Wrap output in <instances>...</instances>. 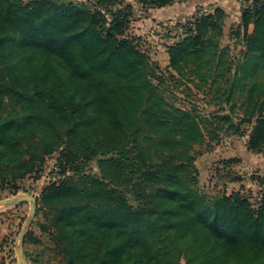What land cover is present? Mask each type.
Listing matches in <instances>:
<instances>
[{
    "label": "trees",
    "instance_id": "trees-1",
    "mask_svg": "<svg viewBox=\"0 0 264 264\" xmlns=\"http://www.w3.org/2000/svg\"><path fill=\"white\" fill-rule=\"evenodd\" d=\"M246 1L237 61L219 47L216 7L167 45L165 77L128 35L124 0H0V187L17 191L57 154L37 203L67 264H264V197L255 208L238 192L198 190L201 118L162 87L224 79L223 99L254 118L248 148L264 150V0Z\"/></svg>",
    "mask_w": 264,
    "mask_h": 264
},
{
    "label": "rangeland",
    "instance_id": "rangeland-1",
    "mask_svg": "<svg viewBox=\"0 0 264 264\" xmlns=\"http://www.w3.org/2000/svg\"><path fill=\"white\" fill-rule=\"evenodd\" d=\"M124 1L132 8L128 35L137 40L139 48L146 52L151 61L159 65L165 77L168 65L167 45L183 36V24L194 11L202 8L207 10L205 13L212 12L216 7L225 11L219 47L229 46L228 54L234 62L241 56L244 43L239 25L241 11L248 5L246 0H176L169 17L163 15L162 8H149L137 0ZM252 29L253 26L249 25L248 33H251ZM185 78L180 79L179 87H174L173 82L166 78L162 87H167L163 93L169 103L193 109L201 118L203 138L195 146L193 160L197 169L198 190L210 195L217 192H225L228 195L238 192L248 198L252 207L257 208L264 197V150L254 152L248 148L254 118L251 122L241 120L244 116L241 100L232 105L223 99V95L215 87L217 85L222 90L226 86L224 79L219 80V84L201 89L191 82L187 83ZM187 84L190 89L185 88ZM224 114L229 116L226 121L219 118ZM56 156V153L48 155L42 169L15 181L17 191H12V185H8L12 182L0 187V200L26 196L34 199L33 217L19 245L26 264H67L51 239L53 231L49 223L51 211L38 209L37 203L42 190L56 177ZM90 170L97 172L95 162L90 163ZM31 211L32 207L27 200L17 205L9 204L7 209L0 211V217L16 216L17 219L10 238L0 240V248L8 242L15 264H21L18 255L14 254L16 242ZM40 224H44L45 229H42Z\"/></svg>",
    "mask_w": 264,
    "mask_h": 264
},
{
    "label": "crops",
    "instance_id": "crops-1",
    "mask_svg": "<svg viewBox=\"0 0 264 264\" xmlns=\"http://www.w3.org/2000/svg\"><path fill=\"white\" fill-rule=\"evenodd\" d=\"M174 4L175 2L172 3L171 5H166L164 7H161L163 9L162 12L164 16L169 17L171 15L170 13L173 11L171 8L173 7ZM5 209H7V206H0V211H4ZM16 223H17L16 216H11L9 218H3L2 216L0 217V240L4 238L5 239L10 238V233H12L11 231L15 229ZM14 254L17 255L16 250ZM13 256H14L13 252H11L10 246H8V242L6 243V245L1 246L0 264H15Z\"/></svg>",
    "mask_w": 264,
    "mask_h": 264
},
{
    "label": "water",
    "instance_id": "water-1",
    "mask_svg": "<svg viewBox=\"0 0 264 264\" xmlns=\"http://www.w3.org/2000/svg\"><path fill=\"white\" fill-rule=\"evenodd\" d=\"M23 200H27L31 207H32V211L31 213L29 214L28 216V220L26 222V224L24 225V228H23V231L19 234V237H18V240L16 242V252H17V255H18V260L21 262V264H26L25 260L23 259L22 257V252H20V244L22 243V240L24 239V235H25V232H26V229L28 228L30 222H31V219L33 217V213H34V210H33V206H34V199H31L30 197L26 196V197H18V198H9L7 200H0V206H7L9 204H17Z\"/></svg>",
    "mask_w": 264,
    "mask_h": 264
},
{
    "label": "built area",
    "instance_id": "built-area-1",
    "mask_svg": "<svg viewBox=\"0 0 264 264\" xmlns=\"http://www.w3.org/2000/svg\"><path fill=\"white\" fill-rule=\"evenodd\" d=\"M248 4H249V2H248ZM206 11H207V10H206L205 8H202V9H200V10H196V11H194V12L192 13V16H189V18H188L187 21L193 20V19H195L196 17L205 14ZM187 21H186V22H187Z\"/></svg>",
    "mask_w": 264,
    "mask_h": 264
}]
</instances>
